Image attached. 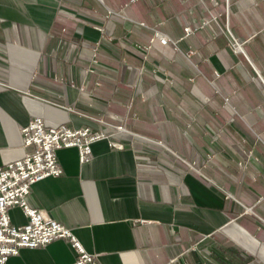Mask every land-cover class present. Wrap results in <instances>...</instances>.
Listing matches in <instances>:
<instances>
[{
	"label": "crops",
	"instance_id": "obj_1",
	"mask_svg": "<svg viewBox=\"0 0 264 264\" xmlns=\"http://www.w3.org/2000/svg\"><path fill=\"white\" fill-rule=\"evenodd\" d=\"M35 118L108 136L27 198L97 264H264V0H0V166ZM77 258L55 240L6 264Z\"/></svg>",
	"mask_w": 264,
	"mask_h": 264
},
{
	"label": "built area",
	"instance_id": "obj_2",
	"mask_svg": "<svg viewBox=\"0 0 264 264\" xmlns=\"http://www.w3.org/2000/svg\"><path fill=\"white\" fill-rule=\"evenodd\" d=\"M185 31L187 35L192 34L191 28ZM157 38L163 45L170 43L165 35L157 33ZM230 44L235 53L242 51L236 40H230ZM21 134L24 147L31 151L20 160L0 166V264H6L23 249L44 248L55 240H67L72 244L78 254L76 264H97L96 256L85 250L72 230L31 209L27 198L36 183L63 174L56 155L58 150L77 148L80 163L87 164L91 161L92 146L108 139V136L93 133L90 128L61 126L48 130L41 118L33 119L22 128ZM112 146L117 149L123 147L117 143H112ZM190 166L196 169L195 164ZM15 206L22 207L29 218L28 225H12L9 209Z\"/></svg>",
	"mask_w": 264,
	"mask_h": 264
},
{
	"label": "rangeland",
	"instance_id": "obj_3",
	"mask_svg": "<svg viewBox=\"0 0 264 264\" xmlns=\"http://www.w3.org/2000/svg\"><path fill=\"white\" fill-rule=\"evenodd\" d=\"M212 159V158H211ZM196 168V166H194Z\"/></svg>",
	"mask_w": 264,
	"mask_h": 264
}]
</instances>
